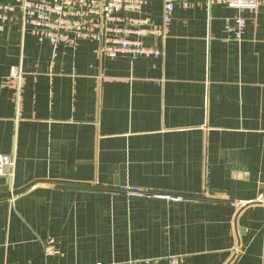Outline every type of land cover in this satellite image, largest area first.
Masks as SVG:
<instances>
[{
    "label": "crops",
    "instance_id": "obj_1",
    "mask_svg": "<svg viewBox=\"0 0 264 264\" xmlns=\"http://www.w3.org/2000/svg\"><path fill=\"white\" fill-rule=\"evenodd\" d=\"M162 9L161 57L0 29V264H264V6Z\"/></svg>",
    "mask_w": 264,
    "mask_h": 264
},
{
    "label": "built area",
    "instance_id": "obj_2",
    "mask_svg": "<svg viewBox=\"0 0 264 264\" xmlns=\"http://www.w3.org/2000/svg\"><path fill=\"white\" fill-rule=\"evenodd\" d=\"M146 0H0V29L18 19L24 33L53 45L76 46L81 40L97 42L99 55L116 57L128 53L133 57H161L163 49L148 44L149 36L165 37L164 28L151 26L149 17L138 15ZM162 20L168 22L178 4L201 0H161ZM236 9L258 10L264 0H204ZM17 73V72H14ZM17 76V75H16ZM20 76H18L19 78ZM15 156L0 154V176L14 175ZM130 195H146L140 188L127 189ZM159 198L182 201L181 195L151 193ZM244 203H237L241 206ZM169 264H189L185 255H172Z\"/></svg>",
    "mask_w": 264,
    "mask_h": 264
},
{
    "label": "water",
    "instance_id": "obj_3",
    "mask_svg": "<svg viewBox=\"0 0 264 264\" xmlns=\"http://www.w3.org/2000/svg\"><path fill=\"white\" fill-rule=\"evenodd\" d=\"M260 203H262V201L245 202L243 204L244 207L241 209V211L247 206H250V205H253V204H260ZM240 249H241V239L239 237L238 238V249H237V251H235V253L233 254L232 258L226 264H232L236 260Z\"/></svg>",
    "mask_w": 264,
    "mask_h": 264
},
{
    "label": "trees",
    "instance_id": "obj_4",
    "mask_svg": "<svg viewBox=\"0 0 264 264\" xmlns=\"http://www.w3.org/2000/svg\"><path fill=\"white\" fill-rule=\"evenodd\" d=\"M235 204V203H234ZM237 207H238V205H237V203L235 204ZM240 206V205H239ZM238 260L236 259L232 264H244V263H239V262H237ZM189 262V264H190V261H188Z\"/></svg>",
    "mask_w": 264,
    "mask_h": 264
}]
</instances>
